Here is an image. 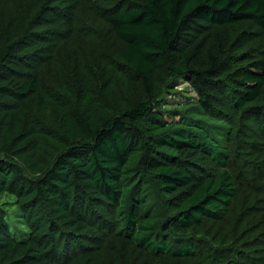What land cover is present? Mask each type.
Segmentation results:
<instances>
[{
	"label": "trees",
	"instance_id": "trees-1",
	"mask_svg": "<svg viewBox=\"0 0 264 264\" xmlns=\"http://www.w3.org/2000/svg\"><path fill=\"white\" fill-rule=\"evenodd\" d=\"M0 264H264V0H0Z\"/></svg>",
	"mask_w": 264,
	"mask_h": 264
},
{
	"label": "rangeland",
	"instance_id": "rangeland-1",
	"mask_svg": "<svg viewBox=\"0 0 264 264\" xmlns=\"http://www.w3.org/2000/svg\"><path fill=\"white\" fill-rule=\"evenodd\" d=\"M179 89H181V91L178 92L177 94L165 96L166 107H174V106L182 107L185 103L198 100V95L195 89H193L188 82L182 80L179 84ZM9 207H10V211L13 214L10 219L11 227L17 233V231H19L17 227L21 225L17 220V216H16L18 212L14 205H10ZM20 233L21 234H19L18 237L21 240L25 239L29 235V229L26 228L24 231Z\"/></svg>",
	"mask_w": 264,
	"mask_h": 264
}]
</instances>
